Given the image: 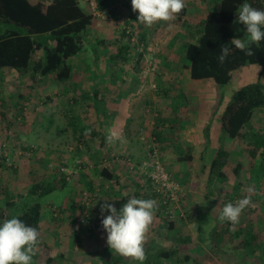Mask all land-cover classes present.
<instances>
[{
    "label": "rangeland",
    "instance_id": "374dc122",
    "mask_svg": "<svg viewBox=\"0 0 264 264\" xmlns=\"http://www.w3.org/2000/svg\"><path fill=\"white\" fill-rule=\"evenodd\" d=\"M189 1L194 5H189V18L185 25L175 27L173 20L156 22L152 26L162 29L161 32L148 33L143 43L140 40L139 28H134L133 25L135 19L131 0L129 6H119V18H107L106 15L105 18H94L85 33L87 35L84 36L83 49L70 59L72 73L66 81H57L54 74L44 77L35 73L24 76L13 69H0V109L4 112V118L0 122V224L5 219L16 216L26 225L35 227L41 240L36 256L41 260L54 256L52 263L42 261V264H101L100 255L105 262L111 263L112 261L107 260L119 257L124 263L125 258L112 252L107 246V233L101 231L100 206L108 199L107 202L116 207V199H113L119 188H123V196L133 198L131 193L127 195L126 192L137 189L135 178L137 174L142 173L132 175L135 173L134 168L153 156L151 149H156L159 160L176 180L178 178L172 171L179 170L182 175L180 179L185 181V184L178 181L185 190L191 181L186 177L191 174V169L185 160L180 158L186 148L173 145L174 152L178 153L172 154L175 155L173 163L167 162L164 157L168 155L169 148L167 149L165 144L160 146L162 143L156 141L155 134L152 135L153 139L149 133L142 132V139L136 150L138 156H143L146 144L153 143L154 147L147 148V160L144 157L135 162L133 169L129 167L131 159L121 154L123 149L120 154L115 148H111L109 153L105 149L102 152L98 139L90 136V131L99 130L104 117L107 118L104 123L108 124L109 120L107 115L102 117L101 100H98L99 95L92 91L105 93V102L110 101V104L109 98H116L122 104L125 95L127 103L139 102L140 104H136L135 113L128 112L129 115L125 116L122 108L109 117L114 119L116 116L122 125L130 124L133 119L147 125L144 128L150 127L148 132L156 130L161 136L169 133L163 139L165 143L170 144L171 140H177V133H180L182 127L185 128V114L190 112L198 116L192 105L198 104L199 101L191 98L195 97L196 93L203 92L207 98L208 95L218 94L219 101L223 99L227 103L232 93L241 85L257 80L260 66L253 64L237 71L229 86L217 85L211 79L190 78L184 68L187 62L184 58V44L193 35L196 36L195 30L199 27L207 8L206 1L211 4L214 2ZM80 5L84 10L92 11L87 0H81ZM134 13L138 17L139 13ZM121 24L125 26L126 32L129 31V35L122 38V43H117L116 39L121 37L123 30ZM187 32H192L193 35ZM145 42L148 44L145 45ZM121 44L128 45L129 49L120 58L113 57L118 53L117 49ZM116 58L119 60H113ZM142 59L148 64L146 68L139 66ZM163 63L168 65L163 67ZM251 68L255 71L246 75L245 70ZM139 77L140 83L145 82L147 90H144V96L140 92V97L137 98L134 95L133 80ZM102 78L112 82L101 83ZM157 91L158 94L153 97V92ZM218 108L214 102V107L204 111L201 119L196 117L192 122L198 127L194 132L196 140L199 138V141H205V133L210 137L209 146L205 150L201 196L195 199L197 195H194L195 200L192 201V191L189 190L184 202L178 205L179 207L176 206L170 216L164 210V214L155 210L153 226L149 229L145 243V249L151 248L146 252L148 263L187 264L184 256L189 254L193 261L188 264H195L194 260L200 261L201 264H264V163L260 151H253L254 144L264 146V108L257 109L241 140L228 139L221 129L219 130L217 119L222 107L217 111ZM173 113L178 115L173 123L175 127L181 124V129L166 126L158 132L161 125H167L168 122L171 124L170 119L176 118ZM66 115L73 117L79 128L85 126L88 134L85 133L83 137L74 135ZM188 118L192 120L190 115ZM208 118L212 119L211 123ZM115 120L109 123L118 124ZM153 124L158 129L154 128ZM158 143L160 148L155 147ZM200 148L202 149V146ZM218 149L226 150L229 155L227 164L222 169L224 179L209 176L208 167ZM181 151L183 152L179 154ZM90 154H96L99 158L95 156L91 159ZM92 163H96L97 170L92 167ZM195 167L192 165L191 168ZM102 168L110 170L111 173L125 171L128 177L122 183L120 181L116 184L114 179L102 178L99 174ZM62 172H66L68 177V184L64 189L58 185ZM139 176L145 183V176ZM39 180L53 181L58 187L42 198L31 196L28 190ZM87 181H90L89 185ZM249 188L253 189L252 193H249ZM91 189L92 191H89ZM147 191L150 189L147 188ZM144 192L146 191H141L138 199H143ZM249 195L254 206L245 208L235 227L219 221L218 217L225 204L232 200L236 203ZM8 200L10 201L6 203ZM37 209L39 216H30L31 210ZM23 213L25 218H21ZM170 219L173 220V226H170ZM156 223H163L166 230L160 233L161 228ZM71 227L81 230L80 234H87L78 237L66 234L71 231ZM252 236L257 240L250 239ZM245 238L253 243L249 248H245L243 244ZM157 241H165V248H176L177 252L170 259L164 257L158 261L153 254L148 253L158 250ZM104 246L107 248L104 249ZM91 249L98 254L92 261L77 259L79 251L81 253ZM59 252H62L65 258H55ZM105 252L108 253L104 258L102 255ZM126 262L124 264H139L133 259Z\"/></svg>",
    "mask_w": 264,
    "mask_h": 264
},
{
    "label": "trees",
    "instance_id": "16d2710c",
    "mask_svg": "<svg viewBox=\"0 0 264 264\" xmlns=\"http://www.w3.org/2000/svg\"><path fill=\"white\" fill-rule=\"evenodd\" d=\"M244 2L251 4L254 8L264 10V0H214V4L210 3V6L206 8V12L203 14L199 27L195 30L196 36L192 32H187L193 36L184 44V58L187 60L184 68L193 80L211 79L217 85L229 86L233 82L234 74L240 69L245 68L248 64L260 66L257 80L241 85L232 93L230 100L224 106L222 105L219 116L220 129L228 139L236 140L243 139L245 136L244 131L249 127L248 124L257 109L264 108V40L258 44L251 45L252 50L255 52L253 56H246L230 43L233 38H247L245 26L238 22L237 14V9ZM185 4V9L173 20L175 27L185 25L187 21L186 17L190 6L186 1ZM129 5L130 2L128 0H96V9L100 12H105L109 17L119 18L121 16L119 15L120 11H118L119 6L126 7ZM136 17L137 14H134L133 19H136ZM94 18L95 16L92 12H88L81 7L80 0H0V69H13L24 76L34 73L43 77L54 74L57 81L68 80L72 73L70 59L83 49L84 36L86 37L87 35L85 33L93 23ZM125 30L124 27L120 34L121 37L116 39L117 43H122V38L127 36L129 31L126 32ZM128 39H130V36H128ZM145 39L146 37L142 35L140 40L143 43ZM126 44H121L117 49L118 53L113 55V57L117 56L120 58L122 54H125L124 52L129 49ZM221 44H228L231 49L230 56L222 65L218 63L217 59L220 54L219 47ZM119 58L113 60H119ZM223 102V99L219 101L218 96L216 106L219 107ZM174 115L176 118L170 119L172 121L171 124L168 122L167 125H161L158 132L162 131L163 127L175 126L173 122L178 118V115ZM68 116L66 115L72 133L78 137L85 136L86 127L82 126L79 128L76 120ZM3 118L4 112L0 109V122ZM156 123L158 124V122ZM155 127L157 128V126ZM154 134L156 135V141L158 140L163 145V137L169 133L161 136L155 130ZM192 134L194 135V133H191V138ZM92 135H98V132L94 131ZM209 138V134L205 133V141L201 143L204 151L209 146ZM258 139L260 140V138ZM158 146L159 143L155 147L160 148ZM256 150L260 151L264 163V146L262 144H254L253 151ZM192 152V149H186L185 155L180 156V158L185 160L191 169V181L186 193L189 190L192 191L193 201L201 196L202 176L205 172V154L198 153L194 156ZM95 156L97 157L98 155L90 154L91 159ZM228 156L226 150H217L208 167L210 177L225 178L222 169L227 164ZM192 165L196 167L191 168ZM142 166L144 164H140L134 169L142 172L139 175L145 176V183L139 181L140 184L144 183L141 186L137 181L135 182L137 189L133 192L132 197L139 198L141 191H146L142 193L143 199L156 200V210L164 214L165 204L160 197L156 196L158 194L153 188L154 185L149 173L140 169ZM92 167L97 170L96 163ZM99 174L102 178L107 180L114 178L116 184L120 183L121 176L113 175L108 169L102 168ZM59 177L60 184L58 185L64 189L68 184L67 173L62 172ZM87 184H90L89 181H87ZM57 187L53 184V181L39 180L31 185L28 192L31 196L42 198L55 191ZM147 188L150 191H147ZM89 191H92V189ZM194 195H197L195 199ZM123 198L130 199V196L122 197L117 205L118 210L122 207ZM230 202L235 204L233 200ZM25 213L21 215V218L26 217ZM30 216L37 218L39 216L38 209L36 211L31 210ZM172 221V219L169 220L170 226H173ZM225 223L231 226L230 222L226 221ZM255 236L250 239L256 241L257 238ZM244 240L245 248H249L252 241L247 238ZM175 249L161 248L156 254L149 253L153 254L159 261L164 257L170 259L177 252ZM191 257V255L185 254L184 260L187 264L191 260L193 261ZM120 260L119 257L114 258L110 264L118 263ZM194 262L195 264H201L200 261L194 260ZM144 264L151 263L145 260Z\"/></svg>",
    "mask_w": 264,
    "mask_h": 264
},
{
    "label": "clouds",
    "instance_id": "9594fccd",
    "mask_svg": "<svg viewBox=\"0 0 264 264\" xmlns=\"http://www.w3.org/2000/svg\"><path fill=\"white\" fill-rule=\"evenodd\" d=\"M131 6L133 12L139 13L137 21L151 27L159 21L174 20L185 9L186 4L185 0H131ZM237 14L238 22L245 26L247 38H233L230 43L246 56H253L255 52L251 45L264 40V10L244 2L237 9ZM105 15L108 18L106 13ZM219 48L217 59L222 65L230 56L231 49L228 44H221ZM115 138V134H110L108 142L111 143ZM130 164L133 165L131 162ZM248 191L252 193L253 189L249 188ZM105 201L100 206V214L102 229L107 233V246L116 254L144 264L147 259L146 234L153 223L157 201L130 198L119 210L108 203V199ZM249 206H254L250 195L235 204L229 202L223 206L218 219L221 223L230 222L235 227L242 212ZM106 212L109 214L105 215ZM40 243V233L35 227L26 225L16 216L5 219L0 224V264H34L33 257L37 255Z\"/></svg>",
    "mask_w": 264,
    "mask_h": 264
},
{
    "label": "crops",
    "instance_id": "0c3cea01",
    "mask_svg": "<svg viewBox=\"0 0 264 264\" xmlns=\"http://www.w3.org/2000/svg\"><path fill=\"white\" fill-rule=\"evenodd\" d=\"M81 1V0H80ZM129 1V0H128ZM186 1V0H185ZM213 2H214V0H212ZM187 3H189V5H191V4H193L194 5V3L192 2V1H186ZM204 3H205V1H204ZM214 4V3H213ZM216 5V4H215ZM206 6H207V8L210 6V3L208 2V1H206ZM206 12V9L204 10V13ZM133 14H136V13H134L133 12ZM188 14H189V12H188ZM114 18H116V17H114ZM187 18H189L188 17V15H187V17H186V19ZM129 19V18H128ZM131 20V19H130ZM134 28L136 27V28H139V32H140V36L142 37V35L143 36H147V34L148 33H152V34H154V33H156L157 31H159V32H161V30L162 29H160V28H158V29H155V28H153V26H151V27H146L144 24H142V23H140L139 21H137V17H136V19L134 20ZM141 25H143V27H141ZM125 26H122V24H121V28H124ZM141 39V38H140ZM146 44H148V42H145V45ZM168 63V62H167ZM167 63H163V67L164 66H167L168 64ZM139 66L140 67H142V68H146L147 66H148V64H147V62H146V60L144 59H142V60H140L139 61ZM255 71V69H248V70H245V74L247 75V73L248 72H250V73H253ZM8 76H9V74L8 73H6ZM10 76H12V77H14V75H10ZM26 76V75H25ZM255 76H256V72H255ZM15 78V77H14ZM141 77H139L137 80H133V84L135 85L134 86V90H135V93H134V95L138 98V97H140V92H141V94L144 96L146 93H145V89L147 90V88H146V86L144 85V83H140L141 81L139 80ZM113 80H115L114 78H112ZM108 81H109V83L110 82H112V80H108V79H104V78H102L101 79V83H108ZM140 86V87H139ZM96 88V87H95ZM92 93H94L95 95L96 94H98L99 95V99L98 100H101V108H102V117L103 116H106L107 115V117H108V124H106V123H104L106 120H107V118H105L104 117V120H103V122L101 123V128L99 129V130H95V129H92L90 132V136H92V137H95L96 139H98V141H99V145H100V147H101V151L103 152V150L105 149V150H107L106 152L107 153H109L110 152V150H111V148H115L118 152H119V154H120V152H121V149H123V151L124 152H121V154L122 155H126L128 158H130L131 159V163H135V162H139V161H141L144 157H145V160H147V148H151V147H154V144L153 143H151V145H148V144H146L145 145V148H146V150H145V153L143 154V156L141 155V156H138V154H137V152H136V150L138 149V147H139V144H140V142H141V139H142V132H145V133H149V135L150 136H152V135H154V131L155 130H153V131H150V132H148V130L150 129V127H148V128H144V126H147V125H143V124H141V123H138L137 121H134L133 119H132V122L130 123V124H120L119 123V121H117V118H115L116 116H114V119H112V118H110L109 117V115L110 114H112V113H116L118 110H120V109H122L123 108V113H124V115L126 116L127 114H128V112L129 113H131V114H133V113H135L136 111H137V103L138 104H140L139 102H135L136 100H133V102H135V103H130V102H125V99L127 98L126 97V95H125V99L123 100V103L121 104L119 101H117V99L116 98H109V97H107V98H109V100H111V104L109 103L110 101H108V102H105L106 101V94L105 93H102V94H99L98 93V91H96V92H93L92 91ZM158 94V91L157 92H153V97L155 96V95H157ZM132 95V94H131ZM144 98V97H143ZM188 98V97H187ZM191 98H193L194 100H197V101H199V103L198 104H193L192 105V108L196 111V113H198V116H195V114L194 115H192V114H190V112L189 113H186L185 114V117H184V121H185V128L183 129V127H182V130H180L181 129V124L179 125V127L177 126V127H175V126H173L172 127V129H174V128H177L178 130H180V133H177V140H174L173 142H172V140H171V143L169 144V142L168 143H165L164 141H163V144H165V147L168 149L169 148V150L167 151V153H168V155L166 156V157H164V159L167 161V162H170V163H173V157L175 156V155H172L173 153H178V152H174V150H173V148H172V146L173 145H175V146H180V147H184V148H186V149H192V154L195 156V155H197L198 153H204L205 154V151L203 150V149H201L200 148V146H202L201 145V143H202V141H199V138L196 140L195 138H194V135L192 134V138H191V133H194L195 132V130H196V128H198V127H195V125H194V123H192L194 120H195V118L196 117H198V119H201V117L200 116H202V113L204 112V111H206V110H209V109H211V108H213L214 107V102H216V104H217V101H218V94H211V95H208V98H207V95L205 94V93H203V92H201V93H196V95H195V97H191ZM142 99V98H141ZM144 100H146V99H144ZM190 100V99H189ZM147 103H149V102H147ZM157 103V102H156ZM224 104H226V101L224 100V102L219 106V108H218V110L217 111H219L220 109H221V107H222V105L224 106ZM178 105V104H177ZM118 106V107H117ZM139 106V105H138ZM136 109V110H135ZM190 110V109H189ZM125 111V112H124ZM211 112V111H210ZM220 113H221V110H220ZM129 115V114H128ZM190 115V117L192 118V120L190 121V120H188V119H190V118H188V116ZM135 116V115H134ZM134 116H133V118H134ZM136 117V116H135ZM118 118H120L119 116H118ZM215 118V117H214ZM116 119V120H115ZM136 119V118H135ZM111 120H115V121H117V123L118 124H116V123H109ZM210 123H211V121H212V119H207ZM217 121L219 122V119H217ZM123 122V121H122ZM153 123V122H152ZM204 123V125L206 126L207 125V123L206 122H203ZM220 124V123H219ZM154 125V124H153ZM175 125V124H174ZM177 125V124H176ZM154 128H155V125H154ZM153 128V129H154ZM199 130V129H198ZM219 130H220V127H219ZM94 131H96V132H98V135H92V133L94 132ZM166 131H170V129L169 130H167L166 129ZM110 134H115V136L117 137V138H115L111 143H109L108 142V136L110 135ZM147 136V135H146ZM149 136V137H150ZM168 135H166V137H167ZM152 138L154 139V136H152ZM180 142V143H179ZM180 144H183V146L182 145H180ZM161 146H163V145H161ZM171 148V149H170ZM186 149H185V151L184 152H186ZM180 150V149H179ZM183 151H181V152H179V154L180 153H182ZM162 154H163V152H161ZM165 154V153H164ZM163 154V155H164ZM181 156L182 155H185V153H183V154H180ZM206 155V154H205ZM144 160V161H145ZM187 165V164H186ZM115 171V170H114ZM128 172V171H127ZM137 172H140V171H135V173H133L132 175H134V174H137ZM175 175V177L176 178H178L177 180H179L180 182H182L183 184H185V181H182L180 178L182 177V175H180V173H179V170L178 169H176V172H175V170H173L172 171ZM126 172L124 171V173H122V171H120V172H115V173H113V175H115V176H121V178H120V181H121V183L125 180V179H127V175L125 174ZM139 177V178H138ZM189 180H191V174H188L187 176H186ZM142 179V177H140L138 174H137V178H135V180H137V182L139 183V181H141V179ZM114 179V178H113ZM89 183H90V181H89ZM144 183H139V185H143ZM119 191H116L115 192V194H114V199L113 200H115L116 199V203H115V205H116V207H117V205H118V202L122 199V197H124L123 195H124V191H123V188H119L118 189ZM133 192H134V190H130V191H127L126 192V194L127 195H129L130 193H131V195L133 194ZM121 193H123V194H121ZM127 199H129V198H123V204H125L126 203V201H127ZM123 204L121 205V206H123ZM157 225H158V227H160L161 228V232L160 233H163L165 230H166V227H165V225L163 224V223H156ZM152 225V224H151ZM153 226V225H152ZM151 227V226H150ZM72 228L73 227H71V231H67L66 232V234H71V235H77V237L80 235V236H82L84 233H82V234H80V232H82L81 230L79 231V229L77 228V227H74L73 228V230H72ZM101 231H103L104 233H105V231L102 229ZM149 231H148V233L146 234V237H147V235H149ZM85 234H87V233H85ZM79 242V241H78ZM78 242H76V243H78ZM165 242V241H164ZM164 242H156V244H158V248H156V249H161V248H165V243ZM167 247V246H166ZM107 247H105L104 246V249H106ZM96 249L98 250V246H96ZM151 248H149V247H147L146 249H145V251L147 252V251H149ZM165 249H167V248H165ZM158 250H156L155 252H152V253H154V254H156L157 253V251ZM80 252V251H79ZM78 252V257H77V259L78 258H80L81 260H89V261H92L94 258H96V256H98V254H97V252H94V250L93 249H91V250H85L84 252H81V253H79ZM107 253L108 252H105V254L104 255H102L104 258L105 257H107ZM149 253V252H148ZM64 256V254L62 253V252H59V254H57L56 256H55V258H61V259H63V258H65V257H63ZM125 258V257H124ZM123 258V259H124ZM44 259L45 260H41V259H39V257H37V256H34L33 257V261H34V264H42V261L44 262V263H47V262H49V263H52L53 262V259H54V256H48L47 258H45L44 257ZM99 260H100V262H101V260H102V262H101V264H110L109 262H105V261H103V259H101V255L99 256ZM112 261L114 260V258L113 259H111ZM111 260H107V261H111ZM127 260H132L131 258H125V260H124V263H127L126 261ZM123 261H119L118 263H121V264H124V263H122Z\"/></svg>",
    "mask_w": 264,
    "mask_h": 264
},
{
    "label": "built area",
    "instance_id": "2783aa9c",
    "mask_svg": "<svg viewBox=\"0 0 264 264\" xmlns=\"http://www.w3.org/2000/svg\"><path fill=\"white\" fill-rule=\"evenodd\" d=\"M87 1L93 14L105 18V13L98 12L96 9V0ZM155 150L156 149L153 148V156H151L148 161L143 162L144 166L140 167V169L149 173L154 185V190L165 204L164 211L170 216L173 213L174 208L178 205L180 206V204L184 202L187 193L181 183L174 179L170 172L165 169ZM129 166L131 169L134 168L132 164H129Z\"/></svg>",
    "mask_w": 264,
    "mask_h": 264
}]
</instances>
